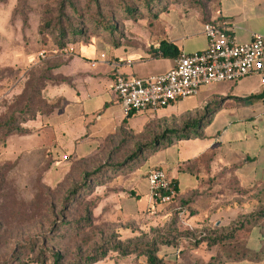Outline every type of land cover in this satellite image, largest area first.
I'll return each mask as SVG.
<instances>
[{"label":"crops","instance_id":"crops-1","mask_svg":"<svg viewBox=\"0 0 264 264\" xmlns=\"http://www.w3.org/2000/svg\"><path fill=\"white\" fill-rule=\"evenodd\" d=\"M206 23L224 24L236 43H249L253 35L264 37V0H205L197 8L173 7L152 22L153 32L145 45L86 50L80 58L65 61L57 69L58 84L45 91L47 100L57 102L58 107L50 115L37 118L41 131L34 151L51 163L50 184L64 177L73 164L96 158L106 152L107 144L116 145L124 120L126 130L134 136L146 127L143 117L149 113L126 119L113 91L111 67L101 62L91 67L92 61L103 53L125 77L159 75L170 70L176 59L153 57L150 50L165 42L180 56L202 51L207 45L202 30ZM263 91L264 68L262 75L201 89V100L193 105H185V99L158 110L155 120L170 119L179 127L186 119L200 115L207 105L212 112L202 129L194 132L195 139L189 134L185 138L172 136L167 145L165 140L159 142L154 153H143L118 171L108 185L107 207L122 223L137 225L160 222L171 209L179 211L189 230L202 224L219 233L258 211L264 206V98L249 104L242 100ZM155 169L176 185L171 203H155L150 194L146 175ZM213 216L223 221L212 223ZM250 226H259L264 235V218L243 224L235 235L240 231L244 239ZM233 240L212 246L220 257L216 264L261 259L264 246L258 251L236 252Z\"/></svg>","mask_w":264,"mask_h":264},{"label":"rangeland","instance_id":"rangeland-1","mask_svg":"<svg viewBox=\"0 0 264 264\" xmlns=\"http://www.w3.org/2000/svg\"><path fill=\"white\" fill-rule=\"evenodd\" d=\"M203 1L0 0V264H52L45 249L59 253L60 264H90L84 260L96 250L101 251L102 257L91 264H147L140 253L149 244H155L157 256L164 264L218 262L215 249L201 242L192 244L211 229L199 224L189 230L185 219L175 216L178 211L171 209L160 222L122 223L104 202L116 174H99L97 184L86 178L85 189L70 196L69 187L81 184L78 172L66 179L68 170L57 183L50 184L51 163L34 152L41 131L37 118L47 116L51 107L58 105L47 100L45 89L58 84L57 69L65 61L80 58L86 50L145 45L156 16L173 7L197 8ZM125 7L133 13L125 14ZM109 23L113 28L106 31ZM59 27H73L79 35L72 38L67 34L61 48L56 34ZM201 97L199 93L187 98L185 105L200 102ZM157 112L145 114L146 126L157 125L159 131L178 127V122L170 119L155 120ZM196 129L194 124L189 130L191 140L195 139ZM148 136L142 139L129 131L130 139L121 146L123 154L129 155L133 145L144 143ZM167 143L165 140L163 144ZM99 167L100 164L95 169ZM215 221L223 219L213 216L212 223ZM246 231L244 239L240 231L235 235L234 251H258L264 246L259 226L247 227ZM180 233L182 237L178 239ZM165 241L172 245L160 246ZM118 243L122 247L138 245L139 250L122 256L111 248V244ZM262 254L258 262L221 264H264Z\"/></svg>","mask_w":264,"mask_h":264},{"label":"built area","instance_id":"built-area-1","mask_svg":"<svg viewBox=\"0 0 264 264\" xmlns=\"http://www.w3.org/2000/svg\"><path fill=\"white\" fill-rule=\"evenodd\" d=\"M202 30L206 48L181 55L165 73L145 78L125 77L115 71L116 65L107 62L103 53L92 61L91 67L97 62L111 67L113 91L125 116L154 113L172 103L196 97L203 88L262 75L264 37L253 35L249 43L238 44L224 24L206 23ZM146 179L153 199H160L163 204L174 199L176 192L162 171L151 170Z\"/></svg>","mask_w":264,"mask_h":264},{"label":"trees","instance_id":"trees-1","mask_svg":"<svg viewBox=\"0 0 264 264\" xmlns=\"http://www.w3.org/2000/svg\"><path fill=\"white\" fill-rule=\"evenodd\" d=\"M124 12L125 14H128V15L129 14L131 15L133 13L130 7H125ZM111 26L113 25L109 23V25L105 27L106 31H111L113 28ZM56 34L59 40L57 44H59L61 48H63V42H64L63 40H65L66 35L68 34L72 38H76L77 35H79V31L75 30L73 27H70L67 29L59 27V29H57ZM110 47L119 48L117 47V45L110 46ZM150 51H151V55L156 58L177 59L180 57L176 48L172 46L171 44H167L165 42H160L158 44L157 49H151ZM263 98H264V91L257 96H252L247 99H244L242 100V102L245 104H249L255 100H259ZM173 104L175 103H172L169 106ZM57 107L58 105L52 106L48 115L53 113L54 110L57 109ZM211 112H212V109L210 108V105H207L204 108L203 112L200 115H197L196 118L186 119L184 123L180 125V127L178 126L174 129H170L169 127H166L165 129H162L159 131V127H157V125L156 127H152V128L146 126L143 129V131L139 134V137L144 139L146 138V135H149L148 140L147 141L145 140L144 143H140V144L135 143L133 145L132 151L129 153V155L127 154L126 156L123 154L122 152L123 150L121 146L124 143H126L130 139V137H128L129 132L126 130V124H127L126 120H124L122 122L121 128L118 131V135L121 139L119 142L116 143V145H113V144L106 145V150L108 151V154L106 156L104 154L106 152H104L100 154L99 156H96V158L94 159H91L85 162H79V163L73 164L70 167L69 173L66 175V179L69 177V175L72 172L74 173L75 171H77L78 172L77 175H79V177L81 178V184L76 185V186L71 185L68 189L69 195L73 196L76 191L84 190L86 178H91L90 180H92L93 184H97L99 180V174L100 176L106 175V174H112V175L116 174L118 173V171H122L123 168L127 167V165H129L133 161L138 160L142 156L143 153H146L148 155L154 153L158 149V143L163 140H167L172 136L185 138L186 135L189 133L190 128L194 124H196L197 126L196 131L202 129L203 125L208 122L209 117L211 116L210 115ZM132 117H134V115L129 114L126 117V119H130ZM105 160L106 162L108 161L107 163L108 165L105 164ZM99 164H100V167L95 169L97 166H99ZM89 170H92V172ZM171 184H172L173 189L176 192L177 191L176 185L174 183H171ZM153 200L155 203H162L160 199L154 198ZM178 212L176 213L175 216L178 215ZM263 218H264V206L262 208H259L258 211L251 214L249 217L237 220L224 233L216 232V230L206 231L205 233L201 234V236L198 237V239H195L194 241H192V244L197 246L200 242H204L209 247L219 245V244L224 246L226 244H229V242L231 243V241L234 239L236 230L240 229L243 226V224H248V225L253 224L257 221H260ZM180 237H182V234L181 233L177 234V238L180 239ZM162 245H172V244L170 243V241H165V242L160 243V246ZM111 248L118 254H121L122 256L130 255L132 253L138 252L139 250L138 245H134L130 247V245L127 244L126 246L122 247L121 244L119 243L116 245L111 244ZM144 248L145 249L140 254L145 258L147 264H164L163 260L157 256L155 244H149L147 246H144ZM44 252L50 256L52 260V264H60L62 259L59 253H54L52 250H48V249H45ZM94 252L95 253L93 256L88 257L84 261L91 264L94 262V260L98 256L102 257V253L100 250H96ZM206 264H210V263H206Z\"/></svg>","mask_w":264,"mask_h":264}]
</instances>
